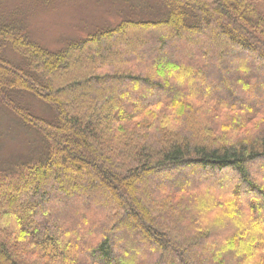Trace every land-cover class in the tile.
Returning a JSON list of instances; mask_svg holds the SVG:
<instances>
[{
	"label": "trees",
	"instance_id": "1",
	"mask_svg": "<svg viewBox=\"0 0 264 264\" xmlns=\"http://www.w3.org/2000/svg\"><path fill=\"white\" fill-rule=\"evenodd\" d=\"M162 1L59 51L0 20V105L46 147L0 190V264H264V0ZM188 166L203 192L158 184Z\"/></svg>",
	"mask_w": 264,
	"mask_h": 264
},
{
	"label": "rangeland",
	"instance_id": "2",
	"mask_svg": "<svg viewBox=\"0 0 264 264\" xmlns=\"http://www.w3.org/2000/svg\"><path fill=\"white\" fill-rule=\"evenodd\" d=\"M167 16L168 7L162 0H0V20L18 23L29 40L50 51L62 50L71 42L112 30L127 20L160 21ZM8 50L5 58L19 61L20 56ZM22 102L39 116H52L51 110L34 97L25 95ZM45 150L42 136L22 127L16 116L0 105V190L18 180L19 176L11 179L7 174L17 163L43 159ZM256 165L264 173V165L263 169ZM182 172L184 178L174 171L158 184L181 187L190 183L197 192L214 179L203 180L201 177L208 174L204 176V172L193 166L183 168ZM154 186L155 182L150 181V191H154Z\"/></svg>",
	"mask_w": 264,
	"mask_h": 264
}]
</instances>
